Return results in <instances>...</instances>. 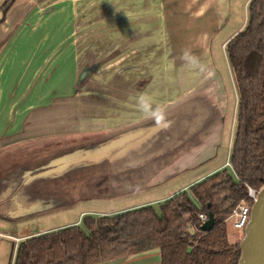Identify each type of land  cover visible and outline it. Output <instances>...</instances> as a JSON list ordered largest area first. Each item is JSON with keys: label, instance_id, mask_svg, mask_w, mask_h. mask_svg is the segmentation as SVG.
Instances as JSON below:
<instances>
[{"label": "crops", "instance_id": "1", "mask_svg": "<svg viewBox=\"0 0 264 264\" xmlns=\"http://www.w3.org/2000/svg\"><path fill=\"white\" fill-rule=\"evenodd\" d=\"M6 1L0 0V8ZM81 1L15 0L0 24V237L14 241L1 239V254L10 248L15 251L27 238L79 226L86 216H110L147 206L157 207L212 175L190 184L185 179L177 180L196 172L217 156L228 101L224 87L214 79V70L204 72V76L197 78L194 84L190 82L178 98L162 104L173 123L167 130L159 129L145 119L137 105V98L142 94L152 97L153 106L160 104L151 91L155 72L145 74L142 50L137 46H122L128 37L136 38L140 29H149L147 24L152 26L150 29L154 25L158 27L153 20L158 9H154V4H143L142 0L130 10L131 19L128 15L125 25L115 28L106 18L107 7L100 25L88 18L80 20ZM218 1L211 0L199 7L194 16L202 17L208 10H215ZM17 13L19 19H16ZM62 17L65 29L58 38L62 40L56 43L58 47L53 53L49 51L45 55L51 54V60L61 62L60 66L50 67L49 78L53 79L61 67L67 71L63 73L72 76L68 89H60L61 96L56 94L58 87L46 89L44 86L50 79L39 88L38 83L43 79L27 87L15 84V44L29 40L16 38L15 34L30 29L37 33L43 26L40 28L42 37L36 38L33 34L35 51L40 56L33 77L43 78V42L54 39L49 31L58 25L62 27ZM80 29L92 30L87 33L88 37L97 29L103 32L93 43L92 37L88 39L81 48ZM93 45L97 48L93 49ZM113 53L118 68H105L104 82L95 85L92 83L95 71L101 65H108ZM101 57L104 63L97 67ZM89 69L90 78L83 82L84 73ZM175 69L172 73H177ZM183 73L187 76L185 71ZM127 131L134 133V140L120 152L118 159L108 164L107 172L97 164H77L79 153L87 150L86 140L127 134ZM140 135L147 142L139 146ZM96 169L108 173L107 182L99 181L96 185L95 178L93 182L82 179L84 174L96 173ZM32 174L37 176L31 177ZM170 183H173L171 188ZM97 198L118 200L98 204ZM113 205L117 209H104ZM42 215L41 230L34 231L21 224ZM58 217L65 219L48 224ZM99 264H162V256L160 249H153Z\"/></svg>", "mask_w": 264, "mask_h": 264}, {"label": "trees", "instance_id": "2", "mask_svg": "<svg viewBox=\"0 0 264 264\" xmlns=\"http://www.w3.org/2000/svg\"><path fill=\"white\" fill-rule=\"evenodd\" d=\"M15 0L0 8L4 22ZM244 29L226 45L238 91L231 169L219 171L164 203L110 216H86L81 225L27 238L15 264H99L160 249L162 264H240L241 241L228 240L227 221L249 188H264V0H252ZM212 214L210 231L199 215Z\"/></svg>", "mask_w": 264, "mask_h": 264}, {"label": "rangeland", "instance_id": "3", "mask_svg": "<svg viewBox=\"0 0 264 264\" xmlns=\"http://www.w3.org/2000/svg\"><path fill=\"white\" fill-rule=\"evenodd\" d=\"M153 1H155V3ZM251 1L252 0H219L218 6H215V10L210 9L207 11V14H203L202 17H198L194 16V11L203 5L210 3L211 0H143V4H154V9H158V13L153 19L156 20L154 23L158 24V27L157 25H154V28L150 29L152 26L147 24L146 27H150L149 29H140L136 35V38L128 37L124 42H122V46L124 47H127L129 44H134V48L137 46L138 50H142L140 54L142 59L144 58V60H142L144 61L142 63V67L147 70L145 74L148 72H155L151 91L153 94L152 96L157 97L160 104H163L166 101L169 102L170 100L176 98L185 88L189 86L190 82L191 84H194L198 80L197 78L204 76V72L209 71L208 73H210V70H214V79H218L226 91L228 109L225 113L224 133L218 148L217 156L213 160L209 161V163L205 164L202 168L198 169L196 172L187 173L188 175L185 177H180L177 179H185L184 181H189L187 184L194 182L198 178L201 180L207 175H213L223 170H227L229 174L235 178L234 170L231 169V166H226V164L228 162L230 163L232 156L234 137L237 129L239 97L232 68L228 60L226 45L231 39L235 37V35L241 32L247 24L249 16V4ZM81 2L82 10L80 11V20L83 21L85 20L84 18H88V21H94V23L100 25V22L104 19V9L107 7L105 10L106 18H108L112 22V26H115L116 28L120 26V24L125 25V20L130 14V10H132L136 4H141L142 0H138L137 3L136 0H82ZM15 15L17 16L16 19H19V14L17 13ZM214 18L217 20L213 21ZM128 19H131L130 15ZM62 20L63 17L61 18V21ZM60 23L62 24V27L58 25V28H54L53 30L50 29L49 31L52 33L51 36L55 40L52 39L51 41L43 42V57H45V61H43V78L33 77V71L40 62V56L38 52L36 53L35 51L37 46L34 44L33 39L34 36H36V38L43 36V29H40L43 26L37 29V33H32L31 29L28 30V32L21 29L20 31L23 32H18L15 34L16 38L19 37L20 39H25L26 37V39H29L24 43H21L20 41L22 40H20L15 44L16 60L14 62V68L16 75L13 78L15 84H21L27 87L33 81H39L43 79L42 83H38L39 88V86L45 83L46 80L50 79L48 85L44 86L46 89H57L56 87H58L59 90L57 89L56 94L60 96L62 95L60 89H68L67 85L71 84L69 83V80H71L72 76L70 77L66 75V73H63L67 71H63L61 67L59 69L60 71L56 73L53 79L52 77L49 78L48 76L51 74L50 67L54 66V64H58V66H60L61 62L51 60L53 58V55L51 54H47L49 56L45 55L46 52L49 51L53 53L54 49L58 47V44L56 43H59V41L62 40L58 38H60L65 26L63 21ZM80 30L81 48L86 45L88 39H91L92 37L91 42L93 43V41L96 40V36L103 32L102 29H97L95 30L94 35H90L91 37H88L87 33H92V30ZM56 38L58 40H56ZM92 48L96 49L97 45H93ZM185 50L189 51L198 58L203 70H201V67L189 66L184 60L181 59V55ZM113 59H115L114 53L112 56V61L106 66H100V64L104 63V58L101 57L99 59L97 67L100 66V68L97 70L98 72L95 71V76L92 77L94 82L92 83L97 85L104 82L103 71L105 68H118L115 66L118 62ZM174 68H176L175 71H177V73H172ZM90 71L91 69L85 71L83 82L90 78ZM184 71L186 72L187 76H183ZM61 85H63V87H61ZM45 92L47 93L48 91ZM130 134L133 135L134 133H128L127 131V134L117 133V135L112 137L99 136L100 138L98 137V139L94 141L89 140V137H86L88 140H86L87 142L84 147L87 150L93 148L99 149L104 144L103 148H107L109 144L108 142H110L109 139H112V141L116 142L119 137L129 136ZM140 136L139 146L147 142L144 136ZM135 137H139V135ZM120 152L115 153V155H113V157L110 159L104 157L103 161L96 164L105 167L104 170L107 172L109 166L108 164L118 159L121 156ZM217 168L219 169L216 170ZM96 170V173L92 175L84 174L82 179H91V182H93L92 179L95 178L94 180L96 181V185L99 184V181L107 182L108 173L100 172L98 169ZM20 175L21 173L18 172L17 176ZM36 176L37 174L31 175V177ZM172 186L173 183L168 185L169 188ZM36 192H38V189ZM102 192L100 191V193ZM96 200V203L98 204H110L114 203L115 200L118 199L102 201L100 198H97ZM104 209L110 210L117 208L113 205V207ZM100 210L103 211V209ZM60 219L65 218L58 217V219L50 220V223L48 224L55 223ZM21 224L26 228L30 226L29 229L34 231L41 230L43 229V215L28 219ZM226 226L228 240L230 243L235 244L242 240L244 231L235 229L232 219L227 221ZM1 239L3 238L0 237V240ZM3 240L11 243L14 242L10 239L7 240V238ZM17 249L18 248H16L15 251H12L10 248L8 252L4 251L3 254L0 253V264H15Z\"/></svg>", "mask_w": 264, "mask_h": 264}, {"label": "water", "instance_id": "4", "mask_svg": "<svg viewBox=\"0 0 264 264\" xmlns=\"http://www.w3.org/2000/svg\"><path fill=\"white\" fill-rule=\"evenodd\" d=\"M3 13H0V21ZM122 137V136H121ZM119 137L116 142H108V147L81 151L77 156V164H96L103 161L104 157L112 158L115 153L122 151L129 146L134 139L133 135ZM121 138V139H120ZM122 140V141H121ZM76 158V157H75ZM75 160V159H74ZM215 224L212 214L201 227L204 231H210ZM242 257L240 264H264V188L259 192L251 214V221L244 232V238L241 242Z\"/></svg>", "mask_w": 264, "mask_h": 264}, {"label": "clouds", "instance_id": "5", "mask_svg": "<svg viewBox=\"0 0 264 264\" xmlns=\"http://www.w3.org/2000/svg\"><path fill=\"white\" fill-rule=\"evenodd\" d=\"M181 59L189 66L201 67V70H203L198 58L189 51L185 50L181 55ZM153 104V99L150 96L142 94L137 98L138 109L143 113L145 119L151 120L154 125L161 130L169 129L173 121L166 107L159 103L155 104V106H153Z\"/></svg>", "mask_w": 264, "mask_h": 264}, {"label": "built area", "instance_id": "6", "mask_svg": "<svg viewBox=\"0 0 264 264\" xmlns=\"http://www.w3.org/2000/svg\"><path fill=\"white\" fill-rule=\"evenodd\" d=\"M228 166H230V163H228ZM248 194H249V197L254 200V204H255L259 193L249 188ZM253 206L247 203H241L238 207H236L233 210L229 219L233 220V226L235 229L243 230L245 232L247 226L249 225L251 221V214H252ZM208 219H209V216H207L206 214L199 215L200 228L203 226L204 223L208 221Z\"/></svg>", "mask_w": 264, "mask_h": 264}]
</instances>
